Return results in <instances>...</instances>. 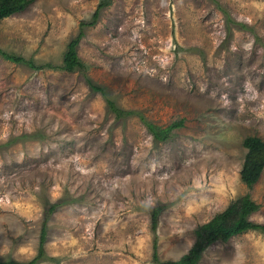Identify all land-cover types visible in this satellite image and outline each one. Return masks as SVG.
Here are the masks:
<instances>
[{
    "label": "rangeland",
    "instance_id": "374dc122",
    "mask_svg": "<svg viewBox=\"0 0 264 264\" xmlns=\"http://www.w3.org/2000/svg\"><path fill=\"white\" fill-rule=\"evenodd\" d=\"M101 2L34 0L0 20V51L50 66L0 52V257L33 259L53 204L39 264H155L161 204V260L245 194L264 224V170L253 188L240 177L244 140H264V0ZM81 30L86 69H59ZM87 78L132 113L118 118ZM199 264H264V231Z\"/></svg>",
    "mask_w": 264,
    "mask_h": 264
},
{
    "label": "trees",
    "instance_id": "16d2710c",
    "mask_svg": "<svg viewBox=\"0 0 264 264\" xmlns=\"http://www.w3.org/2000/svg\"><path fill=\"white\" fill-rule=\"evenodd\" d=\"M34 0H0V20L9 17L17 12L24 10ZM110 0H103L100 6L104 7L109 4ZM83 30L73 37L69 42L67 51L64 53L63 63L59 69L75 71L77 69H86L85 63L78 55L77 49L80 39L83 37ZM3 56L17 63H25L33 68H45L50 66H37L35 61L27 59L16 53L0 51ZM92 90L101 92L107 101L108 108L114 112L118 118H124L125 115L131 114L132 111H126L117 105L116 100L106 87L95 84L91 78H87ZM183 121L176 122L175 126H180ZM154 135L157 137H167L163 130L149 123ZM244 146L248 149L245 155L244 163L240 171L241 180L249 187L253 186L260 180L264 170V140L259 136H248L244 140ZM58 204H53L47 210L44 224L40 234V244L36 256L28 262L18 261L15 259H2L0 264H39L47 257L45 243L48 236L47 222L50 215L56 210ZM261 205L257 203L250 194H245L233 201L221 212L217 213L208 222L201 224L196 229V240L187 253L183 254L176 260H161L158 253L157 228L159 225V216L164 210V205H158L151 210L152 229L155 232L153 260L155 264H199L204 252L218 241L227 242L233 236L244 233L251 229L264 231V224L251 220V215L260 209Z\"/></svg>",
    "mask_w": 264,
    "mask_h": 264
}]
</instances>
